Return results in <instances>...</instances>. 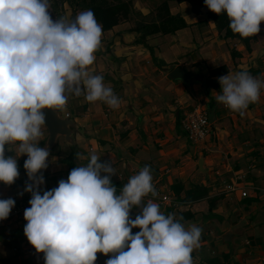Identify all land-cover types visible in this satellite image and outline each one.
<instances>
[{"label": "clouds", "instance_id": "clouds-1", "mask_svg": "<svg viewBox=\"0 0 264 264\" xmlns=\"http://www.w3.org/2000/svg\"><path fill=\"white\" fill-rule=\"evenodd\" d=\"M204 3L217 15L226 13L229 28L241 38L261 30L264 0ZM49 7V0H0V182L11 186L19 178L17 158L26 155L24 192L31 198L24 235L43 254L44 264H95L97 253L108 256L105 264H193L202 228L186 227L183 217L166 215L152 199L145 202L149 194L158 195L150 166L132 175L117 194L111 159L102 162L94 152H78L76 159L85 164L73 167L58 186L41 188L50 155L38 146L46 124L42 110L64 111L69 94L112 109L120 106L103 76L89 71L103 35L94 12L53 19ZM217 79L216 102L241 117L264 89V80L243 70ZM14 206L13 198L0 199V221ZM134 207L140 212L133 219ZM133 228L140 231L133 234Z\"/></svg>", "mask_w": 264, "mask_h": 264}, {"label": "crops", "instance_id": "crops-1", "mask_svg": "<svg viewBox=\"0 0 264 264\" xmlns=\"http://www.w3.org/2000/svg\"><path fill=\"white\" fill-rule=\"evenodd\" d=\"M120 1L127 4L129 14L111 29L103 31L101 48L95 53L94 64L89 67L92 74L102 75L105 85L113 89L120 100L119 108L112 109L101 101L89 103L83 95L75 97L69 94L68 102L73 111H68L67 108L62 111L68 114L69 120L76 126L71 130L72 148L75 150V153L70 155L72 164L77 166L87 162L76 159L75 154L78 152L85 156L94 152L102 162L111 159L116 169L112 182L116 185L118 193L129 178L145 165L154 171V154L158 155L161 151H155L153 146L160 147L172 137L168 133L174 130V115L185 102V89L191 93L192 100L210 108L217 92L220 91L218 77H210L207 74L210 70L224 66L227 73L243 70L264 80V22L260 24V32L249 37L244 45L239 40L222 39L212 22L203 14H192L186 2ZM159 8L166 10L169 16L179 18L183 26L171 34H147L140 26L157 24L158 20L154 17ZM79 12L71 13L70 17L74 18ZM231 52H236L238 56L231 58ZM175 68H181L186 74L200 75L202 79L192 82L189 87L179 82H171L167 79V74ZM207 98L213 100L208 101ZM261 108L264 110V89H261L259 101L250 104L243 117L222 105L226 112L222 115L214 114L210 119L209 126L213 135L215 136V131L221 136L228 133V137L232 138L239 135L243 141L251 140L257 146L254 127L264 123V115L259 113ZM207 120L209 122L208 114ZM226 124L229 128L223 131L221 128ZM246 154L237 157L248 163ZM14 155V152H8L6 156ZM23 158L27 156L22 155L17 159L20 161ZM63 158L65 157L60 154L48 158V168L43 170L46 175L45 184L41 186L43 190H50L58 186L59 180L67 179L66 166L60 163ZM259 159L264 164L262 157L257 160ZM239 172L242 174V171ZM261 172L264 175V169ZM158 176L157 179H160L161 175ZM165 177L161 179H166L168 183L170 177ZM19 178L27 181L21 173ZM246 178L251 179L250 176ZM247 185L248 196L264 203V178L257 185L252 181H248ZM24 187L25 184L21 183L8 186L0 182V199L13 198L16 206L18 202L31 198L30 193L24 192ZM213 187L217 188L216 185L209 186L210 190H213ZM223 198L224 201H229V205L232 201H235L232 203L235 205L241 204L242 201L236 195ZM147 200L145 199V202ZM196 204L193 203L191 208ZM187 208H190V205ZM139 212L138 207L131 211L137 214ZM25 222L23 217V223H11V219H7L0 224V264H40L37 260L43 254L35 252L26 236L21 239L14 236ZM133 231L136 233L138 230ZM41 260L43 261V258Z\"/></svg>", "mask_w": 264, "mask_h": 264}, {"label": "rangeland", "instance_id": "rangeland-1", "mask_svg": "<svg viewBox=\"0 0 264 264\" xmlns=\"http://www.w3.org/2000/svg\"><path fill=\"white\" fill-rule=\"evenodd\" d=\"M64 1L49 0V11L53 19L61 16H71V13L79 12L77 3L80 0ZM184 94L186 96L185 102L181 106V109L174 115V119L178 117V114L182 116L193 108L199 107L206 112V115L208 114V123L211 125L210 119L212 115H222L226 112L216 100L208 108L206 104L192 100L191 93L186 89L184 90ZM207 99L208 101L213 100L210 98ZM66 108L68 111H73L69 102H67ZM259 111L261 116H263L264 110L261 108ZM56 112L63 118L64 113L62 111ZM263 125L264 123L257 124L254 127L257 146L251 140H246L248 142L243 141L239 135H236V138L228 137V133L221 136L218 131H215V136L213 135L205 142L192 144L179 129L181 135L174 129L169 131L168 135L172 137L168 138L164 145L160 144L161 146L157 148H155V145L153 146L155 151L157 149L161 151L158 155L154 154L156 165H154V171H152L154 178L153 184L158 195L159 193L167 194L168 192L174 196L170 189L174 184H180L183 191L192 186H201L208 189L209 193L207 194V198L195 202V204L197 203V207L194 206L191 208L193 203L180 204L178 203L179 201L171 209L165 208L163 204L160 205V210L166 215L174 213L177 217L178 213L185 211L191 212L193 219L187 221L185 226L188 227L194 223L202 228L200 247L192 253L193 264H199V262L211 258L216 259L220 264H264V203L255 201L247 206H243L242 204H232L235 203V201H232L231 204L233 206H231V204L229 205V201L223 200V197H228V195H216L212 197L210 196L211 190L209 188V186L216 185L220 189L223 182L231 180L230 177L233 176L234 172L239 171H242L241 175L244 177L243 182L247 181V183L244 182L245 185L248 184V181H252L255 185L259 184L264 178L261 172L264 168H260L264 167V164L261 163L262 161L260 159H254L250 154L257 153L258 157H263L264 155ZM228 128V124H226L221 129L227 131ZM42 131L43 138L39 142V146L44 147L47 134L43 128ZM216 133L218 134L216 135ZM49 152V157H52L54 154H60L62 157L70 158V155L74 154L75 150L66 145L61 137H58ZM7 153L6 151V155ZM243 153H247L244 156L248 158V163L244 159L241 160V158L237 157L238 155H243ZM199 158L202 159L204 173L197 171L196 163ZM235 166L240 170L234 171ZM167 171L169 172L168 174L166 173ZM158 175H161L160 179H157V177L159 178ZM163 175L170 177L168 183L166 179H161L165 177ZM247 176H250L251 179L246 178ZM156 180L158 181L155 182ZM16 184L17 182L12 185ZM238 184L241 183L238 182ZM182 195L180 193L181 197ZM238 195L239 193L236 192L237 198ZM232 196H235V194ZM156 197H152L149 194L145 199H152L153 202L157 203ZM212 198H215L214 206L209 208L208 204ZM188 205H190V208H187ZM133 229L140 231L139 228ZM226 233L233 235L228 244L222 242L223 235ZM14 236L19 239L23 238L15 234ZM42 256L37 260L40 264H43L41 260L43 258ZM105 259H108V256L104 257L103 254L97 253V261L95 264H105Z\"/></svg>", "mask_w": 264, "mask_h": 264}, {"label": "trees", "instance_id": "trees-1", "mask_svg": "<svg viewBox=\"0 0 264 264\" xmlns=\"http://www.w3.org/2000/svg\"><path fill=\"white\" fill-rule=\"evenodd\" d=\"M178 1L188 3L192 14L196 16L203 14L207 20L212 22L215 31L221 36L222 39L239 40L244 45L247 44L249 38H241L238 34H234L231 31V29L229 28V20L227 18L226 13H222L221 15L215 14L206 7L204 0H178ZM64 2H67V0H65ZM77 9L79 11L91 9L94 12L97 21L103 26V31H107L111 29L112 27L117 25L118 21H120L121 19H126L129 14L127 4L121 2L120 0H80L77 3ZM154 18L158 20L157 24L152 23L151 25L148 26H143V25L140 26V28L144 29L145 32H147V34L149 35H154L157 33L171 34L174 31H176L179 27L183 26L179 18L176 19L174 16H169L167 11L162 8L161 9L159 8L157 10ZM230 55L231 58H235L238 56L236 52H231ZM225 74H227V69L224 66H221L214 70H210L208 73L210 77H219ZM180 119L181 116H178L174 119V129L181 135L182 131L180 130V124H179ZM178 129L181 131V133L179 132ZM250 155L254 159H258L257 153H251ZM26 159L27 158L21 159L18 162V167H19V173H21L23 177L27 179L26 172L23 168V164ZM262 159L264 161V155ZM60 163L66 166L65 176L67 178L71 169L75 167L72 164L71 157L61 159ZM237 170L238 168L237 166H235L234 171ZM43 176L44 179H46V175L43 174ZM170 189L171 192L174 194L173 196L175 197L174 199L176 201H179L178 203L180 204L195 203L197 201L207 198V194H208V189L201 186H192L191 188L183 191L182 190L183 188L180 184H174ZM180 193L183 194L182 197L179 196ZM117 194L119 193L117 192ZM214 199L215 198H212L210 200L208 204L209 208H212L214 206V201H215ZM252 202H255V199L245 198L242 199L241 204L243 206H247ZM130 215L134 219L137 213H130ZM179 217H183V221H182L183 223H186L187 221L193 219L192 214L188 211L178 213L177 218ZM132 233L134 234L133 229H132ZM199 264H220V263L217 262L216 259L211 258L199 262Z\"/></svg>", "mask_w": 264, "mask_h": 264}, {"label": "built area", "instance_id": "built-area-1", "mask_svg": "<svg viewBox=\"0 0 264 264\" xmlns=\"http://www.w3.org/2000/svg\"><path fill=\"white\" fill-rule=\"evenodd\" d=\"M63 119H69L68 114H64ZM180 130L186 137V139L192 144L205 142L208 138H211L213 132L208 124L206 112L199 107H195L189 112L183 114L179 121ZM244 177L240 172H236L231 177V180L225 181L222 183L220 189L212 188L210 194L211 196L218 195H236V192L239 193L238 199L242 200L249 198L248 196V185L243 182ZM25 184V180L18 178L14 183ZM240 182L241 184H238ZM13 183V184H14ZM246 183V182H245ZM217 190V191H216ZM157 203L159 205H164L165 208H173L177 204V201L174 199L173 195L167 192V194H160L156 197ZM28 200H22L14 206L10 212V215L7 219H11V223H23L24 210L30 207ZM7 219L0 221V224L5 222Z\"/></svg>", "mask_w": 264, "mask_h": 264}, {"label": "water", "instance_id": "water-1", "mask_svg": "<svg viewBox=\"0 0 264 264\" xmlns=\"http://www.w3.org/2000/svg\"><path fill=\"white\" fill-rule=\"evenodd\" d=\"M167 79L171 82H179L189 87L192 82L200 81L202 77L197 74H186L181 68H175L167 74ZM42 111H44L46 115V124L42 126L47 134L44 147L50 151L58 137H61L66 145L72 147L73 140L71 130L76 128L73 122L69 119H63L55 110L44 109ZM202 164V159L199 158L196 163L197 171L204 173ZM25 224L26 222L15 232V235L18 237H25L23 232ZM232 237L233 235L231 233H226L223 235L222 242L228 244Z\"/></svg>", "mask_w": 264, "mask_h": 264}]
</instances>
